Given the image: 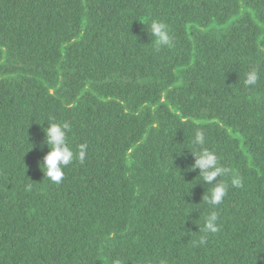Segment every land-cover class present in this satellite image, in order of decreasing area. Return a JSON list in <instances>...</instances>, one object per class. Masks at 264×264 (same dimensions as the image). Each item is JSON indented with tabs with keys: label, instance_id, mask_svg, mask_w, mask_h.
<instances>
[{
	"label": "trees",
	"instance_id": "1",
	"mask_svg": "<svg viewBox=\"0 0 264 264\" xmlns=\"http://www.w3.org/2000/svg\"><path fill=\"white\" fill-rule=\"evenodd\" d=\"M197 129L242 180L203 245ZM0 264H264V0H0Z\"/></svg>",
	"mask_w": 264,
	"mask_h": 264
},
{
	"label": "clouds",
	"instance_id": "2",
	"mask_svg": "<svg viewBox=\"0 0 264 264\" xmlns=\"http://www.w3.org/2000/svg\"><path fill=\"white\" fill-rule=\"evenodd\" d=\"M149 33L154 39L157 48L172 46V38L169 35L167 25L159 20H153L148 25ZM259 75L256 69H252L246 74L244 85L246 87L254 86L258 83ZM48 121V120H47ZM70 131V125L65 123H57L48 121L47 128L44 129V143L48 146L49 151L43 157L44 177L46 176L52 182L59 184L63 177V169L73 162L74 159L83 164L87 156V145L80 144L77 151L68 146L67 137ZM192 143L196 148L194 156V164L192 169H198L200 180L206 185L211 186V191L207 195H203L204 203L211 206L212 210L204 217V222L199 226L198 232H203L195 243L203 245L207 242L209 234H215L220 231L219 215L216 206L222 204L227 195L229 184L222 181L220 177H231L230 183L232 187H240L242 180L238 175L232 174L231 170L220 163L218 155L204 147L206 138L203 130L194 131ZM32 147V145H31ZM215 181L213 184L212 182Z\"/></svg>",
	"mask_w": 264,
	"mask_h": 264
}]
</instances>
